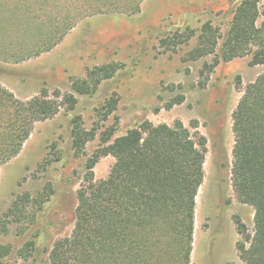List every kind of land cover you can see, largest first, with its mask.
<instances>
[{"label": "rangeland", "instance_id": "374dc122", "mask_svg": "<svg viewBox=\"0 0 264 264\" xmlns=\"http://www.w3.org/2000/svg\"><path fill=\"white\" fill-rule=\"evenodd\" d=\"M238 2L144 0L136 15L105 14L79 22L57 47L39 57L19 64L0 62V86L21 101L42 89L50 98L58 91L61 99L65 95L77 99L73 110L62 106L56 116L35 124L19 155L0 167V245L10 247L6 264H50L54 243L68 237L74 227L76 194L84 183L85 164L99 148V134L113 127L114 139L143 120L169 126L179 121L206 139L203 181L195 200L191 264H243L236 249L238 242H245L238 234V223L244 236H252L254 210L237 199L232 187V114L246 86L264 66H249L251 56L220 62L212 71L204 65L212 64L213 55L186 61L204 23H212L226 35ZM259 6L262 10L264 0ZM262 21L264 16L258 24ZM186 29L194 31L188 43L162 44ZM109 63L122 67L93 95L73 92V81ZM178 94L185 101L165 110L164 104ZM111 97L117 99L116 109L105 118L104 105ZM74 119L85 131H95L79 156L72 149ZM113 163L111 156L101 157L92 170L94 181L105 179ZM46 192L49 197L40 211L27 204L20 221L9 217L17 197L28 195L32 201ZM25 247L31 249L27 257L20 255Z\"/></svg>", "mask_w": 264, "mask_h": 264}, {"label": "trees", "instance_id": "16d2710c", "mask_svg": "<svg viewBox=\"0 0 264 264\" xmlns=\"http://www.w3.org/2000/svg\"><path fill=\"white\" fill-rule=\"evenodd\" d=\"M143 1L0 0V62L19 64L39 57L57 47L79 22L105 14L133 16ZM259 3L239 0L226 35L212 23H204L186 61L213 55L212 64L204 65L212 71L220 62L251 56L249 66H264V21L258 24L264 7L261 10ZM193 35L186 29L161 42L175 47L188 43ZM121 67L119 63L96 66L84 79L73 81L72 90L80 96L93 95ZM184 101V95L178 94L164 109ZM76 103L73 95L61 99L58 91L50 98L46 89L21 101L0 86V167L19 155L35 124L53 118L62 106L73 110ZM116 105V98L107 100L105 118ZM72 123V149L79 156L95 131L82 129L78 119ZM232 132V187L237 199L254 210L252 236H244L238 223V234L249 245L240 241L236 249L243 264H264V71L246 86L232 114ZM113 135V127L99 134V148L87 160L84 183L76 194L74 227L68 237L54 243L50 264H191L206 139L179 121L169 126L143 120L124 135L114 139ZM106 156L114 159L110 172L94 181L92 170ZM48 197L49 192L32 201L28 195L17 197L9 217L20 221L27 204L40 211ZM30 251L25 247L20 255L27 257ZM9 253V246L0 245V264H6Z\"/></svg>", "mask_w": 264, "mask_h": 264}]
</instances>
